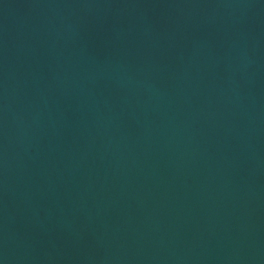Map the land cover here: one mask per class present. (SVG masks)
Instances as JSON below:
<instances>
[{
    "label": "water",
    "instance_id": "obj_1",
    "mask_svg": "<svg viewBox=\"0 0 264 264\" xmlns=\"http://www.w3.org/2000/svg\"><path fill=\"white\" fill-rule=\"evenodd\" d=\"M0 264H264V0H0Z\"/></svg>",
    "mask_w": 264,
    "mask_h": 264
}]
</instances>
